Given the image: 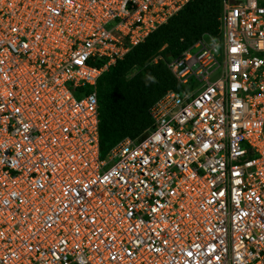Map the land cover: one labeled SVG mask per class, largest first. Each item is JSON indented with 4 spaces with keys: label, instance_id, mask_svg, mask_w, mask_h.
Wrapping results in <instances>:
<instances>
[{
    "label": "built area",
    "instance_id": "obj_1",
    "mask_svg": "<svg viewBox=\"0 0 264 264\" xmlns=\"http://www.w3.org/2000/svg\"><path fill=\"white\" fill-rule=\"evenodd\" d=\"M189 1L0 0V264H264V0L100 156L99 77Z\"/></svg>",
    "mask_w": 264,
    "mask_h": 264
},
{
    "label": "trees",
    "instance_id": "obj_2",
    "mask_svg": "<svg viewBox=\"0 0 264 264\" xmlns=\"http://www.w3.org/2000/svg\"><path fill=\"white\" fill-rule=\"evenodd\" d=\"M220 11L221 0L189 1L102 73L97 81L101 157L121 139L150 127L148 110L166 91L183 89L167 63L203 36H217Z\"/></svg>",
    "mask_w": 264,
    "mask_h": 264
},
{
    "label": "rangeland",
    "instance_id": "obj_3",
    "mask_svg": "<svg viewBox=\"0 0 264 264\" xmlns=\"http://www.w3.org/2000/svg\"><path fill=\"white\" fill-rule=\"evenodd\" d=\"M211 35H205L204 37H210Z\"/></svg>",
    "mask_w": 264,
    "mask_h": 264
}]
</instances>
